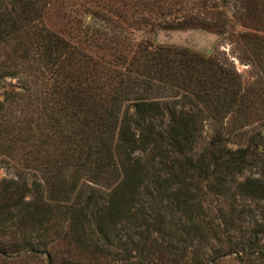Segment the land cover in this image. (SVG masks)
Here are the masks:
<instances>
[{"label": "trees", "instance_id": "16d2710c", "mask_svg": "<svg viewBox=\"0 0 264 264\" xmlns=\"http://www.w3.org/2000/svg\"><path fill=\"white\" fill-rule=\"evenodd\" d=\"M82 1L87 13L109 25L106 40L82 45L49 29L45 7H65L64 0H0V46L10 48L5 60L35 63L41 75L36 90L24 81L19 86L34 116L4 119L16 94L5 79L20 72L0 66V140L14 143L7 152L18 149L21 158L33 153L40 174L39 180L0 182V264H41L39 251L50 253L54 243L64 247L44 264H202L172 244L200 231H210L227 253L262 254L264 222L254 219L240 236L209 223L178 234L164 230L160 213L143 211L139 194L148 149L159 160L175 156L171 177L182 184L176 193L186 201L189 175L217 191L227 178L264 166L257 140L250 136L231 149L223 131L227 116L252 118L256 103L264 109V0ZM234 22L243 28L236 34L244 59L257 67V81L247 89L223 55L136 37L138 31L191 27L225 34ZM205 119L217 126L209 149L193 157ZM237 187L264 200L260 176ZM123 222L141 223L144 233L121 241Z\"/></svg>", "mask_w": 264, "mask_h": 264}, {"label": "rangeland", "instance_id": "374dc122", "mask_svg": "<svg viewBox=\"0 0 264 264\" xmlns=\"http://www.w3.org/2000/svg\"><path fill=\"white\" fill-rule=\"evenodd\" d=\"M6 1V0H4ZM65 7L53 6L51 3L45 7L43 12L44 24L51 30L62 34L66 38H75L79 44L85 45L82 40L92 38L94 41H104L109 37L106 33L109 25L102 19L95 17L86 12L85 6H80L82 0H64ZM63 12H62V11ZM64 13L63 16H61ZM232 27L225 34H217L214 31L204 30L197 27L186 29H158L154 32L138 31L136 37L138 39L147 38L154 43L171 44L176 46H184L189 49L199 51L204 54L223 55L233 65L239 74L241 85L243 88H250L257 81V67L253 66L240 48L237 34L242 31V27L234 22ZM143 27V26H141ZM106 36V37H105ZM135 36V34H134ZM85 38V39H84ZM10 48L3 45L0 46V66L10 70H19L20 73L14 77H6L5 82L9 83L10 88L16 93L6 109L3 118H24L31 115L32 106L30 104H22L19 86L23 85V81L31 89L36 90V85L40 79V74L35 70L36 64L21 63L15 58L6 61V53ZM15 64L17 66L15 67ZM14 66V67H13ZM27 68V69H26ZM29 69V70H28ZM36 73V74H35ZM26 80V81H25ZM33 101V96H31ZM31 101V102H32ZM253 117L248 119L236 120L234 117L227 116L223 120L225 124V135L229 136L232 143H227L228 148H235L238 144H244L248 137H253L256 141L257 150L264 154V109L260 103H256L253 107ZM34 116V114H32ZM31 115V116H32ZM227 119V120H226ZM217 124L211 119H205L202 123V130L193 147V157L198 156L204 150L209 149L208 141L213 135ZM9 141L0 140V182L4 179H17L24 177L27 180L32 178L40 179L37 171V164L33 160V153L25 152L26 155L21 158L18 149L14 154L7 152L10 147ZM244 147V146H239ZM22 152V149H20ZM10 154V155H9ZM144 159L145 179L140 188L139 200L143 211L148 214L160 213L162 215V227L164 230L174 233H181L183 227L198 225L197 227L217 226V230L229 232L233 236H240L243 231L252 226V221L257 219L264 222V200H256L237 187L240 181L247 177L264 178V166L244 171L242 174L229 177L223 182L222 187H217V191H213L215 187L211 186L207 181L201 180L200 177L185 178V190L189 194L186 201L180 191H176L181 187V183H177L172 179L171 172L176 170V158L168 153L167 157L159 160L156 150L148 149V153L142 154ZM161 169V170H159ZM182 198V199H181ZM185 200V201H184ZM183 201V202H182ZM188 202V203H187ZM141 223H121L122 240L127 242V237L131 240H137V233H144ZM200 231L198 236L192 235L187 237V242L181 243L172 239V244H177L178 249L184 253V257L188 260H196L209 264L212 256H218L217 264H264V237L261 238L262 254H255L249 259L247 257L234 253H227L224 243H218L216 239L211 237L210 231ZM178 234H176L178 236ZM183 236V234H181ZM158 237L153 234L152 237ZM160 237V236H159ZM184 237V236H183ZM166 238V237H164ZM223 240V237H221ZM128 244V247L132 244ZM118 246V245H117ZM61 244H53L50 253L39 251L41 264L48 262L50 255H55L59 250L63 249ZM133 253V252H132ZM54 260V261H53ZM52 260V264H60L56 259ZM51 262V261H49Z\"/></svg>", "mask_w": 264, "mask_h": 264}]
</instances>
